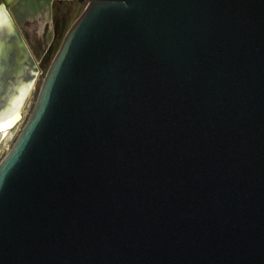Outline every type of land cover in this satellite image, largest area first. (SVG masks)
Masks as SVG:
<instances>
[{"label":"water","instance_id":"obj_1","mask_svg":"<svg viewBox=\"0 0 264 264\" xmlns=\"http://www.w3.org/2000/svg\"><path fill=\"white\" fill-rule=\"evenodd\" d=\"M13 1L14 136L43 65ZM76 1L0 162V264H264V0Z\"/></svg>","mask_w":264,"mask_h":264},{"label":"rangeland","instance_id":"obj_2","mask_svg":"<svg viewBox=\"0 0 264 264\" xmlns=\"http://www.w3.org/2000/svg\"><path fill=\"white\" fill-rule=\"evenodd\" d=\"M82 4L70 6L68 0H15L8 5V9L27 42L36 62L38 64L43 63V66L40 68L31 95L26 105L23 107L19 129L14 136L6 142L2 140L3 136L0 137V162L14 144L30 116L37 101L47 70L59 50L68 29L74 22ZM56 8H58V17H61L64 11L69 12L66 26L59 38L54 36L53 13ZM54 42L53 52L50 54L48 60L44 61V54L50 49Z\"/></svg>","mask_w":264,"mask_h":264},{"label":"flooded vegetation","instance_id":"obj_3","mask_svg":"<svg viewBox=\"0 0 264 264\" xmlns=\"http://www.w3.org/2000/svg\"><path fill=\"white\" fill-rule=\"evenodd\" d=\"M62 2V1H60ZM86 2H78L76 0H68V4L71 5H77V4H82ZM68 15L69 12L64 11L61 17H58V8L55 9V12L53 13V22H54V36L56 38H59V36L61 35V32L64 30L65 26H66V22L68 19ZM69 30V29H68ZM55 42L53 43V45L50 47V49L44 54V61H47L50 54L53 52V46H54ZM43 64V63H42Z\"/></svg>","mask_w":264,"mask_h":264},{"label":"bare ground","instance_id":"obj_4","mask_svg":"<svg viewBox=\"0 0 264 264\" xmlns=\"http://www.w3.org/2000/svg\"><path fill=\"white\" fill-rule=\"evenodd\" d=\"M1 20H2V18L0 16V21ZM27 100H28V98H27ZM19 115H20V113H18L17 115L9 118L8 120H6V121H4L2 123H0V130H3V131L0 132V137L3 136L2 137L3 138L2 139L3 141L6 142V141H8L13 136V134L12 133H8V130L5 129V128H7L9 126H12L16 122V120L18 119ZM21 116H22V113H21Z\"/></svg>","mask_w":264,"mask_h":264},{"label":"snow or ice","instance_id":"obj_5","mask_svg":"<svg viewBox=\"0 0 264 264\" xmlns=\"http://www.w3.org/2000/svg\"><path fill=\"white\" fill-rule=\"evenodd\" d=\"M3 14H2V12H0V16H2Z\"/></svg>","mask_w":264,"mask_h":264}]
</instances>
